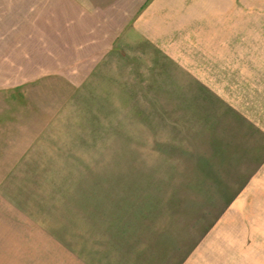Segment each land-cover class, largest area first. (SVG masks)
<instances>
[{
    "label": "rangeland",
    "instance_id": "obj_1",
    "mask_svg": "<svg viewBox=\"0 0 264 264\" xmlns=\"http://www.w3.org/2000/svg\"><path fill=\"white\" fill-rule=\"evenodd\" d=\"M84 2H50L51 56H0L2 264H264V63L227 62L219 19L110 57L144 1Z\"/></svg>",
    "mask_w": 264,
    "mask_h": 264
},
{
    "label": "crops",
    "instance_id": "obj_2",
    "mask_svg": "<svg viewBox=\"0 0 264 264\" xmlns=\"http://www.w3.org/2000/svg\"><path fill=\"white\" fill-rule=\"evenodd\" d=\"M48 1L51 2L52 0ZM48 1L0 0V56L4 58V50H12L10 62L13 66L15 65L16 73L20 71L19 65L21 60L20 55L23 52L21 51L22 49L25 47L33 49V51L31 49V51L27 52V57L30 59V63H32L33 56L35 55L40 58L51 56V51H46V49H51L53 46L60 47L64 40V38L62 40L60 33L65 32L66 26L69 25L68 20L62 19L58 21V16L56 17L53 14L51 3ZM70 1L73 2L76 8V17L79 15L82 18L86 15L92 18L94 23L96 22L94 19H96L97 13L93 8L86 7L87 5L84 0ZM143 1L142 6L138 8L134 16L132 12L130 13V10L129 17L130 15L133 17L127 20L124 19L122 24L119 25L123 26L124 22L128 21L126 30L121 32L122 34L117 32V35L114 37L116 40H114L113 44L106 45V48H112L108 52L111 55H109L110 57L115 56L117 47L121 45L135 50H144L145 52H148L149 48L160 50L165 47V37H168L173 42L171 44L172 47H179L181 33L185 35L184 37L188 39V42L191 41V30L194 31V23H205V19H209L210 22L219 19L222 34H230L227 46L237 49L234 55L231 56L233 59L227 62L235 63L236 65L264 63V59H261L263 55L259 51V48H264V0H203L202 11L196 10L195 4L191 3L192 0H154L152 3L151 1L153 0ZM54 11L57 12L55 9ZM150 15H156L157 18L150 20ZM197 16H204V19L202 21L197 20ZM60 17L62 18L63 16L60 14ZM183 24H187L188 26L181 29L180 26ZM52 27H56L54 30L58 32L57 37L54 39V44L52 43V31H54ZM211 31L212 29L210 28L209 32L211 33ZM81 32L85 33L83 30ZM88 34L90 33L88 32ZM120 34L121 36H119ZM85 35L87 37L83 34L76 38L79 40H83V38L94 39L93 36H90L91 34ZM115 45L117 46L113 48ZM166 46L168 47V45ZM37 47L39 48L38 52L36 50ZM79 48H83V44H80ZM109 56L108 58H110ZM154 60L159 62L161 59L157 56ZM171 62L174 63L173 61ZM0 63H3V59ZM241 71L242 68L235 69L237 77ZM250 78L247 75L244 80L247 81ZM80 88L83 89V86ZM78 92L79 90L76 92V96ZM144 92H146L145 89ZM145 95H147V92ZM76 104H78V101H76ZM63 118L67 119L66 116ZM1 210L0 206V235H3L5 234V223ZM7 224L9 225V222ZM9 233H6L9 237L14 235L13 232L11 235ZM163 244V248L166 251L168 247L165 242ZM0 249L1 251L3 249L2 243H0ZM129 254L126 251L123 255V264H129L126 262L131 261V259H126L127 255L128 259L132 258ZM169 255L171 254L169 253ZM2 260L0 259L1 264ZM143 261L144 259H142ZM153 263L158 264L157 259L153 260L150 264Z\"/></svg>",
    "mask_w": 264,
    "mask_h": 264
}]
</instances>
